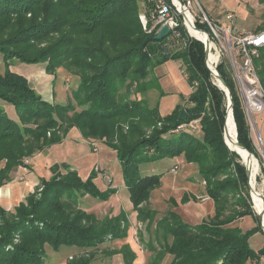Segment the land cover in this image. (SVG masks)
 Returning <instances> with one entry per match:
<instances>
[{"label": "trees", "instance_id": "16d2710c", "mask_svg": "<svg viewBox=\"0 0 264 264\" xmlns=\"http://www.w3.org/2000/svg\"><path fill=\"white\" fill-rule=\"evenodd\" d=\"M140 8V0H0V37L8 30L0 38L4 65L0 69V99L14 105L17 115L10 116L0 104V161L7 159L6 168L0 170V186L9 179L6 171L12 170L22 158L33 155L42 145L59 142L58 129L64 126L68 107L72 108L69 103L47 100L26 76L10 69L11 60L47 62L46 70L52 74L61 66H73L81 74L74 90L76 100L88 107L75 113V124L88 129L87 135L111 138L117 133L116 140L121 145L112 146L117 150L124 184L140 220L153 219L156 210L149 208V201L162 178L161 174L143 175L140 166L166 156H183L187 162L196 163L206 182V193L214 201V216L195 226L174 212H169L173 220H168V216L161 220L165 240L169 234L173 239L162 245L154 264L167 253L173 255L169 264L260 262L264 245L255 250L250 237L259 231L264 234V230L252 206L247 166L225 142L227 95L212 80L205 62L204 43L189 37L183 26L180 29L185 42L180 44L168 41V37L157 38L156 33H146L139 19ZM197 26L211 31L207 23L198 22ZM54 33L58 36L53 42L35 52L31 50L33 42ZM197 33L207 37L203 32ZM169 60L182 62L192 88L187 99L191 104L186 107L183 119L178 118L180 105L161 115L159 104L147 109L138 107L135 100H117L121 85L126 83L127 93L132 92L134 83L144 79L149 68ZM255 64L264 86V48ZM218 70L232 93L237 139L254 152L247 114L224 60ZM128 78L131 81L125 82ZM55 81L56 78L54 85ZM121 117L133 120L130 134L116 129L114 121ZM135 118L146 124H161L155 125L150 135L143 134L128 143L131 136L139 133ZM195 119V129L201 137L189 125ZM182 123L190 131H182L174 138L166 136ZM63 166L67 173L62 174ZM69 167L68 163H53L52 175L40 179L42 190L29 193L14 212L0 205V264H44L46 245L55 249L62 245L89 248L109 237L128 236L130 223L124 213L100 220L75 208L80 194L109 199L117 189L103 191L92 178H79L77 170ZM250 215L256 222L250 229L244 230L235 223ZM127 247L121 250L124 262L134 264L136 254ZM94 257L90 253L67 264H91Z\"/></svg>", "mask_w": 264, "mask_h": 264}, {"label": "rangeland", "instance_id": "374dc122", "mask_svg": "<svg viewBox=\"0 0 264 264\" xmlns=\"http://www.w3.org/2000/svg\"><path fill=\"white\" fill-rule=\"evenodd\" d=\"M155 2L156 0H140L139 19L146 33H156L157 35L162 27H153ZM193 8L198 13L205 12L212 20H218L221 22L219 24L232 27L233 30H236V28L242 31L262 30L264 0H195L193 1ZM229 13L235 14L233 23L227 18ZM144 15L148 19L147 24L144 23ZM11 27L13 28L14 26ZM151 27L152 30L150 31ZM185 29L187 34H189L187 28ZM7 34L8 30H5L2 32L0 38L5 37ZM168 35L163 38L168 37ZM57 36L58 34L54 33L49 38L33 42L31 50L35 52L37 49L53 42ZM166 43L168 44V41ZM1 59L2 56L0 57V69H4ZM221 59L224 60L226 70L231 73L227 54L222 52ZM46 64L47 62H38L31 65V63H24L14 58L11 60L10 69L16 72L19 71L20 65H27L28 73L24 76L28 78L32 86L37 87L36 89L39 93L51 102L69 103L72 108L69 109L68 107L64 126L58 129L57 138L59 142L42 145V148H38L32 153L33 155L22 158L18 165L12 167V170L6 171V176L9 178L6 183L13 180H22L24 179L22 177L24 174H32L35 171L39 177H37L31 192L37 193L38 190H42L41 177L48 178L46 176L53 163L58 162L64 165L68 163L70 165L69 170H77L76 176L79 178H92L99 186V189L103 191L113 187L117 189L109 199H101L90 193L80 194L76 198L75 208L94 214L100 220L124 213L125 217L129 220L130 227L127 237H109L105 242L96 247L81 248L62 245L58 249H55L51 245H46L44 264H67L73 258L83 255L87 256L90 253L95 254L91 264H125L121 250L127 246V248H131L136 254L134 264H154L156 258H158V253L162 252V245L168 240L171 242L173 239L172 235L169 234L166 241L164 230L160 227V222L164 217L168 216V220H173L174 217H170L169 212L177 213L184 222L193 226L200 224L204 219L213 217L215 214L214 201L206 193V182L199 173L198 165L193 162H187L183 156H166L160 160L142 164L140 169L143 175L161 174L162 178L160 186L152 191L149 201V208L156 210L153 219L140 220L137 210L130 200L129 191L124 184L123 171L117 157V150L112 146L115 144L116 146L121 145L116 140L118 139L117 133L111 138L85 134L88 129L83 130L78 127L74 119L76 112L81 111L83 108H88L87 106L79 105L75 97L74 90L79 85L81 74L73 66H61L58 68L56 74H52L46 70ZM185 73L186 71L183 69L181 61L169 60L163 64L156 63V65L149 68L147 76L144 79L134 83L132 92L127 93L126 83L121 85L116 94L117 100L123 102L135 100V104L138 107L147 109H154L159 104L161 115L172 112L177 105H180L181 110H186V107L191 104L187 99L192 88L187 81ZM55 78L54 85L53 80ZM212 80L218 85L213 77ZM130 81L131 79L128 78L125 82ZM228 103L227 99V107ZM6 109L10 116H17L14 105L6 104ZM247 118L256 148V151L250 152L254 155L258 164L255 186L258 191H261V194H264V115L258 113L254 116L247 115ZM135 119L138 124L139 133L131 136L127 141L128 143H132L133 140L141 137L143 134L150 135L154 126L161 124V122L146 124L139 121L138 118ZM114 122L116 123V129L121 128L123 132H129L130 134V123L133 120H126L121 117ZM184 124L186 123L180 124L173 132L166 136L174 138L182 131H190ZM193 132L199 137L202 136L196 129ZM48 134L50 136V133ZM32 138L34 137L32 136ZM224 138L225 142L228 143L225 134ZM33 141L37 143V140ZM241 161L246 165L242 158ZM252 162L256 165L253 160ZM50 163L51 165L47 166ZM6 164L7 159L1 160L0 170L6 168ZM176 164L179 167L174 171L172 167ZM62 170V174L67 173L66 166H63ZM251 201L254 211L258 214V209L256 207V210L254 207L252 196ZM0 205L8 211H15L16 206L6 207L1 203ZM235 223L240 225L244 230L250 229L256 224L254 217L251 215L245 216ZM250 244L255 250H259L264 245V234L259 231L252 235L250 237ZM172 258L173 255L167 253L157 264H169ZM251 264H264V255L260 262H251Z\"/></svg>", "mask_w": 264, "mask_h": 264}, {"label": "built area", "instance_id": "2783aa9c", "mask_svg": "<svg viewBox=\"0 0 264 264\" xmlns=\"http://www.w3.org/2000/svg\"><path fill=\"white\" fill-rule=\"evenodd\" d=\"M195 0H156L154 8L153 27L168 25V41L180 44L185 42L180 27L187 28L189 37H195L190 31L191 26L208 34V55L206 65L212 77L218 83L219 64L222 62L221 53L227 54L230 70L241 95L244 110L247 115H264V86L261 82L255 58L260 56L264 48V30L242 31L212 20L205 12L198 13L193 8ZM227 18L234 22L235 14L229 13ZM144 15V23L147 24ZM207 23L210 32L197 26V23ZM152 27L150 28V31ZM201 40V39H199ZM206 48L205 40H201ZM187 76V73H185ZM196 121L189 123L193 129ZM187 126V124H184ZM258 130V129H257ZM259 134L261 132L258 131ZM264 151V149H263ZM264 153V152H263ZM179 166H175L174 171Z\"/></svg>", "mask_w": 264, "mask_h": 264}, {"label": "crops", "instance_id": "0c3cea01", "mask_svg": "<svg viewBox=\"0 0 264 264\" xmlns=\"http://www.w3.org/2000/svg\"><path fill=\"white\" fill-rule=\"evenodd\" d=\"M215 21L221 23L218 20ZM19 68H20L19 71L16 72L23 75H27L28 73L27 65L25 66L20 65ZM0 104L6 107V102L1 99H0ZM49 165H51V163L48 164L47 166ZM49 170L46 177H49L52 174L51 170L50 171ZM22 177H24V179L13 180L12 182L6 183L2 187H0V203L2 205L6 207L7 206L15 207L21 201H24L23 200L24 197H26L32 191V187L36 183L37 177H39V175L37 172L34 171L32 174H24Z\"/></svg>", "mask_w": 264, "mask_h": 264}, {"label": "bare ground", "instance_id": "6f19581e", "mask_svg": "<svg viewBox=\"0 0 264 264\" xmlns=\"http://www.w3.org/2000/svg\"><path fill=\"white\" fill-rule=\"evenodd\" d=\"M190 31L192 32V34L198 38V39H201V40H208V34L206 32H203L207 35L206 36H202L200 34L197 33V31L199 32H202L196 28H194L193 26H191L190 28ZM234 117L231 113V111L229 112L228 114V118L226 120V128H227V132H226V140L229 144V146L235 150L239 155L240 157L243 159V161H247L249 162L251 168H252V177H251V181H252V184L254 186V189L252 191V200H253V203H254V207L256 209L257 207V212H262L263 211V207H264V202H263V197H262V194H261V191H258L256 186H255V177H256V172H257V169H258V164H257V161H256V158L249 155L247 152H249L248 150L246 149H243L242 147H240L237 143V130H236V123H234ZM235 125V127H234ZM250 153V152H249ZM253 159L256 163V165L252 162Z\"/></svg>", "mask_w": 264, "mask_h": 264}, {"label": "water", "instance_id": "95a60500", "mask_svg": "<svg viewBox=\"0 0 264 264\" xmlns=\"http://www.w3.org/2000/svg\"><path fill=\"white\" fill-rule=\"evenodd\" d=\"M169 33V27L168 25H164L162 26L160 32L156 35L157 38H163L165 37L167 34ZM205 43H206V48H205V52H206V56L208 55V45H209V41L208 40H205ZM217 78H218V85L220 86V88H222L225 92H226V95H227V99L229 101L228 103V107H227V115H226V120L228 118V114L229 112L231 111L232 115H233V102H232V93H231V90L229 88V86L227 85L225 79L222 77V75L219 73L217 75ZM187 115V111L185 109H182L180 114H179V120L183 119L185 116ZM226 120H225V126H224V134L226 136V132H227V128H226ZM237 143L240 147H242L243 149H246L248 150L246 147H244L237 139ZM249 151V150H248ZM250 152V151H249ZM251 153V152H250ZM251 155H253L251 153ZM263 157H264V153H263ZM245 163H246V166H247V169H248V176H249V184H250V192H251V196H252V191L254 189V186L252 184V181H251V177H252V168L249 164V162H247L245 160ZM262 197H263V202H264V194H262ZM258 215H259V219H260V224L264 230V207H263V211L262 212H258Z\"/></svg>", "mask_w": 264, "mask_h": 264}]
</instances>
